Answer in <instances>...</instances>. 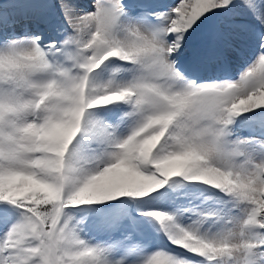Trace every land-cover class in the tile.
<instances>
[{
    "label": "snow or ice",
    "instance_id": "6c2138e0",
    "mask_svg": "<svg viewBox=\"0 0 264 264\" xmlns=\"http://www.w3.org/2000/svg\"><path fill=\"white\" fill-rule=\"evenodd\" d=\"M0 264H264V0H0Z\"/></svg>",
    "mask_w": 264,
    "mask_h": 264
},
{
    "label": "bare ground",
    "instance_id": "6f19581e",
    "mask_svg": "<svg viewBox=\"0 0 264 264\" xmlns=\"http://www.w3.org/2000/svg\"><path fill=\"white\" fill-rule=\"evenodd\" d=\"M54 2H56V0H54ZM74 2L78 5H87V4H91L93 2V0H74ZM56 14L59 15V9H56ZM26 23H33L32 21H26ZM201 30H198L197 33H194L193 36L190 38L189 41V46L186 50V56H190L192 54V52L196 49H198L201 46L202 43V37H201ZM231 62H230V66H229V73L231 75H236L238 74V72L241 70V68L243 67L245 61L243 58L241 59H237L235 57L230 58Z\"/></svg>",
    "mask_w": 264,
    "mask_h": 264
}]
</instances>
